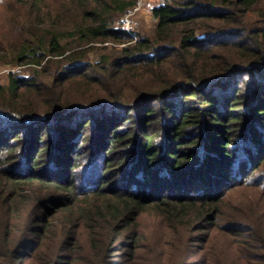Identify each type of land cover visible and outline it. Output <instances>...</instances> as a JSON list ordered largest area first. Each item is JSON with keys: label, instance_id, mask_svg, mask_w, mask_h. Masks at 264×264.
<instances>
[{"label": "trees", "instance_id": "1", "mask_svg": "<svg viewBox=\"0 0 264 264\" xmlns=\"http://www.w3.org/2000/svg\"><path fill=\"white\" fill-rule=\"evenodd\" d=\"M136 4L28 0L7 27L0 62L28 74L0 85V264H204L191 243L215 234L264 264V217L225 207L264 188V0H167L153 35L115 28ZM148 215L177 242L146 259Z\"/></svg>", "mask_w": 264, "mask_h": 264}, {"label": "rangeland", "instance_id": "2", "mask_svg": "<svg viewBox=\"0 0 264 264\" xmlns=\"http://www.w3.org/2000/svg\"><path fill=\"white\" fill-rule=\"evenodd\" d=\"M166 1L167 0H143L144 3L142 6L138 5L137 11L132 9L133 11L130 10L122 15L115 28H121L123 30L130 31L132 34L135 33L136 35H153L157 22L153 17L152 11L155 7L163 5ZM138 2L140 1L137 0V4ZM24 3H26V5H22L21 7L16 3L9 4L8 2H4V0H0V59L6 55V52H2V50L5 49L7 43L10 42L7 27L13 24L11 23L12 20L23 21V15H26L29 11L27 6L28 0ZM51 4L52 2H50V5ZM44 5L47 8L48 2H46ZM51 8L52 9L50 10H53L55 7ZM104 46L111 47L112 45L106 43ZM26 69L27 68L25 67H15L10 64L0 62V85L7 83L8 76L12 72H19L22 75H27L28 71H26ZM37 190H41V188H37ZM34 193H36V196H43L42 192ZM77 206L79 205L73 204L72 208H69L66 212H63L64 217H67V221H69V218L77 221ZM225 207L229 210L230 214L235 213L233 208H237L239 209V212H244L246 214H249L251 210L256 209V214L264 217V188H261V186L249 185L235 190L233 194L229 196L228 200H226ZM29 209L30 205L26 203L20 215L25 216ZM254 213L255 212L253 211V214ZM152 217V215H148V219L141 221V226L147 223V225H145L146 227L144 228L145 230L147 229L149 231V238L147 240L148 243L143 246V250H141L138 255L146 259L154 254H157V256L162 255L159 253H163V251L166 252L163 246L167 245L168 241H176L173 239L174 235L166 230L165 227L163 228L160 222L153 221ZM3 218L8 220L5 214ZM8 221L12 222V220ZM80 236H82L84 239L88 238L85 232L81 233ZM215 236L216 238L212 239L209 243L206 241L203 243L196 242V240L193 241L191 243L193 250L188 253L197 255L196 259H199V261H202L204 264H219L221 262L222 264H244L237 256L238 249L235 245V243H237L236 236H231L230 234H215ZM90 244L91 243L89 241L84 243V249L81 251L83 255H85V253H90ZM53 245H56L55 239L45 241L43 247L41 248L42 252ZM179 254L180 253L170 254V252H166L164 254L165 257L162 255L158 258V260L160 264H168L170 262L174 264V262L179 261ZM168 255L173 257H169ZM193 261H195V259Z\"/></svg>", "mask_w": 264, "mask_h": 264}, {"label": "built area", "instance_id": "3", "mask_svg": "<svg viewBox=\"0 0 264 264\" xmlns=\"http://www.w3.org/2000/svg\"><path fill=\"white\" fill-rule=\"evenodd\" d=\"M139 1H140V2H138V4L133 8L134 11H137V10H138V5H139V6H140V5L142 6V4L145 2V1L143 2V0H139ZM131 10H132V9H131ZM133 10H132V11H133ZM129 32H130V31H129Z\"/></svg>", "mask_w": 264, "mask_h": 264}]
</instances>
